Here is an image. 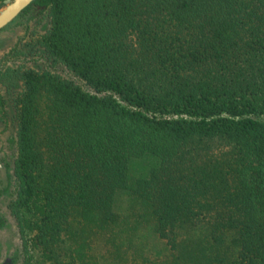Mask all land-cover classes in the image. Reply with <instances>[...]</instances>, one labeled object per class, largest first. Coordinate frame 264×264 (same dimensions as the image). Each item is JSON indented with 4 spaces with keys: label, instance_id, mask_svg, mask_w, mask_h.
<instances>
[{
    "label": "trees",
    "instance_id": "16d2710c",
    "mask_svg": "<svg viewBox=\"0 0 264 264\" xmlns=\"http://www.w3.org/2000/svg\"><path fill=\"white\" fill-rule=\"evenodd\" d=\"M27 15L49 20L36 45L73 76L19 69L22 264H264V0H34ZM201 154L191 188L223 200L217 216L165 177Z\"/></svg>",
    "mask_w": 264,
    "mask_h": 264
},
{
    "label": "rangeland",
    "instance_id": "374dc122",
    "mask_svg": "<svg viewBox=\"0 0 264 264\" xmlns=\"http://www.w3.org/2000/svg\"><path fill=\"white\" fill-rule=\"evenodd\" d=\"M19 15L0 30V71L3 72L0 77V99L4 100V105L0 109V264H22L25 260L22 233L10 207L17 190L15 161L18 155V147L15 98L23 88L19 69L34 68L44 70L47 68L65 76H73L70 70L62 64H57L55 67L52 66L47 55L42 53V50L36 45L37 39L49 29V20L43 17H32L30 15L19 17ZM242 75H244V72L240 76ZM228 77H231V75ZM78 80L83 83L80 79ZM258 118L264 122V113H261ZM204 145V147L209 145L211 151H202L203 156H208L207 159H212L213 162L215 155L219 154L217 150L222 152L228 150L227 146H220L217 140ZM201 157L202 154L199 155L197 160H191L190 163L183 162L182 165L178 164L177 169L173 168V174L165 177L170 182L172 181L175 186L179 185L188 190L191 194L189 199L192 201V209L207 213L208 216H217L219 212H223L226 209L221 203L223 200L220 204L215 202V205L210 206L211 201L214 203V201L218 200L216 196H213L212 191L209 192V190L204 188L206 194L195 198L194 187L191 188L193 180H190V177L195 175L193 174V169L197 165L198 170V167L204 163L200 161ZM161 163L162 161L155 156L150 159L142 158L138 160L137 164H133L132 169L136 175L149 176V171L153 165L160 166ZM195 177L198 178V174ZM161 186L166 189V185L161 184ZM142 192L143 190H138L137 195H141ZM221 198L224 199V197ZM195 200H197L196 208H194ZM199 200L202 205L198 203ZM225 202L227 203V201ZM207 220H209L208 217L205 218V222ZM151 241L152 259L163 260L166 258L169 249L165 243L166 241L155 237ZM132 256L131 252L130 257L132 258Z\"/></svg>",
    "mask_w": 264,
    "mask_h": 264
},
{
    "label": "water",
    "instance_id": "95a60500",
    "mask_svg": "<svg viewBox=\"0 0 264 264\" xmlns=\"http://www.w3.org/2000/svg\"><path fill=\"white\" fill-rule=\"evenodd\" d=\"M34 0H3L0 2V30L12 22Z\"/></svg>",
    "mask_w": 264,
    "mask_h": 264
}]
</instances>
